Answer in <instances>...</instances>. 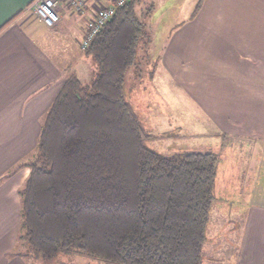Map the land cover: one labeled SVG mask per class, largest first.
<instances>
[{
    "label": "trees",
    "instance_id": "obj_1",
    "mask_svg": "<svg viewBox=\"0 0 264 264\" xmlns=\"http://www.w3.org/2000/svg\"><path fill=\"white\" fill-rule=\"evenodd\" d=\"M142 1L117 8L92 38L83 52L96 64L94 80L64 81L35 155L22 162V238L43 264L71 254L113 264L202 263L219 157H168L146 145L123 89L153 10L138 14Z\"/></svg>",
    "mask_w": 264,
    "mask_h": 264
},
{
    "label": "crops",
    "instance_id": "obj_2",
    "mask_svg": "<svg viewBox=\"0 0 264 264\" xmlns=\"http://www.w3.org/2000/svg\"><path fill=\"white\" fill-rule=\"evenodd\" d=\"M32 1L0 0V264L32 262L21 233L19 194L29 173L28 168L22 166L27 160L28 138L31 142V137L39 134V121H43L64 81L71 75L79 79L70 63L66 66L69 70L60 71L52 57L33 42L35 36L52 28L29 11ZM112 1L85 0V11L73 14L64 9V3H59L60 18L67 15L72 25L69 36L80 51L76 53L77 59L85 60L79 42L86 32L87 22L99 7H107ZM199 1L180 0L171 6L168 1L160 2L156 14H150V25L160 12L164 13L161 19L170 17L163 22L170 28L160 43V50L149 54L154 57L149 79L154 81L155 74L160 73L162 80L158 87L172 86L179 92L190 89V93L185 91L190 101L201 107L209 105L204 115L214 128L213 134H209L212 141L225 143L242 136L251 142H264V0H202L195 14ZM147 7L152 11L157 9ZM153 33L157 35L158 31ZM162 106L166 113V104ZM168 112L167 115H171L168 120L178 119ZM238 122L256 125L260 132L257 134L252 127L248 134L237 131ZM261 150L239 168L240 182L247 185L241 195L243 211L228 209L224 214L218 206L215 211L222 220L216 229L210 214L209 252L224 249L223 243L216 247L220 238L218 230L230 233L237 246L233 251L235 264H264V190L261 187L264 184L261 161L264 146ZM224 168L219 158L216 180ZM14 171L13 178L1 180ZM237 172L238 168L233 169L228 177ZM218 195V205L234 197L228 191H220ZM227 216L230 220L224 218ZM92 263L111 264L96 260Z\"/></svg>",
    "mask_w": 264,
    "mask_h": 264
},
{
    "label": "rangeland",
    "instance_id": "obj_3",
    "mask_svg": "<svg viewBox=\"0 0 264 264\" xmlns=\"http://www.w3.org/2000/svg\"><path fill=\"white\" fill-rule=\"evenodd\" d=\"M164 1H168L169 6H171L173 4L177 5L180 0H143L142 3L136 7L137 12L138 14L144 13L147 8H150L147 6H153L157 8L152 11L151 15L153 16L158 10V3ZM60 2L61 0H59V3ZM64 5L65 10L69 9L70 14L74 13V11L69 8V3H64ZM57 11L58 13L60 12L59 4ZM162 15L160 12L157 13L153 25H150V21H152L151 18H148L146 21L147 27L145 29V37L137 42L135 64L128 69L125 75L123 84L124 96L140 119L143 129L148 134L146 145L149 149L168 157L184 153H214L220 158L225 168L221 169V173H219L218 179L216 180L215 195L213 193L214 200L210 209V212L213 210L212 213H210L212 215V226L216 229L220 227L219 225L222 220V217L220 215L218 216V213L215 211L218 209V206L219 210L221 209L224 214L228 209L243 211L241 210L243 208L241 195H243V192H246L247 185L240 182L242 178L239 175V168L244 167V161L246 164L253 157H256L258 153L263 151L261 149L262 146H264V142H251L250 139L242 136L233 137L234 140H228L225 143L212 141L213 138L211 136L209 137V134H213L214 128L211 127V121L205 118L206 116L204 115L206 114L205 111L209 110V105L205 104L201 107L200 105H195L193 101H190L188 94L185 92L187 91L190 93L188 91L190 89L185 91L182 89V91L179 92L176 87L173 88L172 86L158 87L157 85L161 83L162 80L159 78L161 77L160 73H156L154 81H150L149 75L154 57H151L149 54L153 53L152 50H160V43L165 39L168 28H170L168 24L166 25L163 23L167 22L170 17L161 19ZM71 26L67 15L62 18L59 16V21L56 26L52 29H46V32L42 33L40 36H35L33 42L40 51L48 53L52 57L60 71L69 70L66 66L70 63L72 68L77 71L76 74L79 76L82 86H89L95 78L97 67L93 59L85 53H81L85 60L77 59L76 53L80 51L77 45H75V40L72 39V36H69L72 30ZM55 28L57 31H54ZM154 31H158V34L154 35ZM63 56H66V58ZM189 83L190 82H187V84ZM143 95L145 97H143ZM163 104H166V111H170L168 113H172V115L175 114L174 116L178 118L177 120H175V118L168 120L171 115H167V112H164ZM41 123L42 121L40 120V126ZM238 124L240 127L237 131L248 134L251 131L250 127H252L257 134L260 132L259 127L256 125L253 126L245 122H238ZM261 129H263L262 124ZM38 135L39 134H37V137L32 136L31 142L30 138H28L29 144L26 147L27 154H25L27 160L31 159L36 153ZM33 140L36 141V144L33 143ZM252 145H254L253 148L251 147ZM261 161L264 164V156L261 157ZM235 168H238V172L234 173V176L229 178L228 175L232 174ZM15 172L16 171L13 172V175L12 173L11 175H5L1 180L13 178L12 176H14ZM261 187L262 190H264V184ZM220 191H228L234 194V197L231 201L228 200L224 203L223 200L221 205H218L220 202L218 199L220 195H218V193ZM238 192L239 199H236V194ZM215 197H217V199H215ZM217 201L219 202L217 203ZM224 218L229 219V216ZM218 231L220 233V238L216 243V247L222 246L223 243L224 249L219 252H213V250L209 252L210 232L208 224L206 228L207 241L203 246L201 264L236 263V254L234 255L233 251L236 250L235 248H237V246L234 240L230 238L232 234H224L220 230ZM212 245H210V248L214 246ZM29 252L30 255H28L32 258L33 262H31V264H43L42 260L35 252L31 250ZM85 259L86 261L83 263ZM95 260L94 258L71 254L62 255L58 260L49 264H93L92 262H95ZM96 261L107 263L100 260Z\"/></svg>",
    "mask_w": 264,
    "mask_h": 264
},
{
    "label": "built area",
    "instance_id": "obj_4",
    "mask_svg": "<svg viewBox=\"0 0 264 264\" xmlns=\"http://www.w3.org/2000/svg\"><path fill=\"white\" fill-rule=\"evenodd\" d=\"M129 0H113L107 7H99L94 17L86 24V32L79 42L81 50H86L92 38L97 35L100 29L113 16L115 10L124 6ZM69 3V8L74 12L83 13L86 8L85 0H61ZM59 0H33L29 5V11L33 13L45 26L54 28L59 21L58 9Z\"/></svg>",
    "mask_w": 264,
    "mask_h": 264
}]
</instances>
